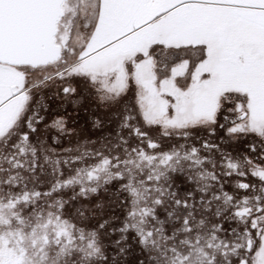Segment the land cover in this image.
Instances as JSON below:
<instances>
[{
  "label": "snow or ice",
  "instance_id": "1",
  "mask_svg": "<svg viewBox=\"0 0 264 264\" xmlns=\"http://www.w3.org/2000/svg\"><path fill=\"white\" fill-rule=\"evenodd\" d=\"M0 264H264V0H0Z\"/></svg>",
  "mask_w": 264,
  "mask_h": 264
}]
</instances>
